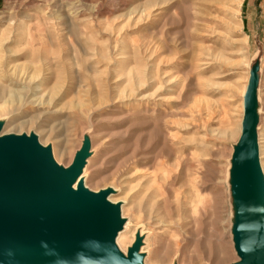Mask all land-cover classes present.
<instances>
[{"label":"rangeland","instance_id":"374dc122","mask_svg":"<svg viewBox=\"0 0 264 264\" xmlns=\"http://www.w3.org/2000/svg\"><path fill=\"white\" fill-rule=\"evenodd\" d=\"M19 4L40 20L17 62L26 83L0 87L7 135L59 141L63 169L90 151L83 186L139 223L165 187L147 264L241 262L233 188L248 104L264 200V0H0V19Z\"/></svg>","mask_w":264,"mask_h":264},{"label":"water","instance_id":"95a60500","mask_svg":"<svg viewBox=\"0 0 264 264\" xmlns=\"http://www.w3.org/2000/svg\"><path fill=\"white\" fill-rule=\"evenodd\" d=\"M252 106L245 107L233 194L241 217L235 264H264L263 180ZM87 151L63 169L33 137H0V264H140L133 246L123 257L113 244L118 209L71 182Z\"/></svg>","mask_w":264,"mask_h":264},{"label":"bare ground","instance_id":"6f19581e","mask_svg":"<svg viewBox=\"0 0 264 264\" xmlns=\"http://www.w3.org/2000/svg\"><path fill=\"white\" fill-rule=\"evenodd\" d=\"M20 8H21L20 4L18 6V9H15L11 6V8L8 11L6 19H0V22H5V24H6L5 29H0V87H3V88H4V84L9 82V81L15 82V83L21 82L22 84L26 83L27 74L22 69L21 65L18 64L17 62L21 58L29 57L31 52H33L35 38H34V34L32 32L31 25L29 22L31 20H34V19L36 20V22L40 20V18L38 16H32L30 13H21ZM23 10L26 11L25 8ZM67 10H69V9H67ZM23 23H24V25H23ZM21 26H22V28L24 27L25 40L21 39L19 36V31H20ZM11 45H13V46L16 45L19 47L22 46V47L20 49H15V48L11 47ZM25 45H26V47L29 48V50L28 49L26 50L24 48ZM11 113H12V111H11ZM13 118L14 117L11 118V117L7 116L4 119L0 120V137L6 136L8 134L7 131H9L11 129L10 125L15 121V120L13 121ZM26 123L27 122H23V121L18 122V123L16 122L15 124H13L12 128L13 127H22ZM34 134H35V136H31V137L35 138L36 142L41 147H43L44 145H47L48 150L50 149L49 153H51L50 155H51L53 161L55 162V164L57 166L63 168V166H64L63 161L68 156L64 153V151L57 144V142H59V141H57L56 143L51 142V140H50L51 137L49 135L45 136V134L43 132H35ZM91 156L92 155L90 154V151L87 152L85 159L83 160L79 174L71 182V189L72 190H76V188L78 186H82V187L87 189V187L83 186V184L85 185L86 176H87L88 171L90 169V165L92 164L91 163L92 162ZM154 180H155V176L152 177V181H154ZM157 187H159L158 192L152 191V192H149V194H147L148 201L151 200L153 202V209H152V211L150 210V212L147 214V218H146L145 223L137 222L133 216L134 214L129 215L125 211L123 206H121L119 208V212H118L119 227L114 234L113 244H114L115 248L117 249V251L123 257H126V258H127V253L129 252V250L133 246L136 247V250L138 248L139 254H136V253L135 254H136V256H140V255L142 256L141 257L142 259L140 260V264H147L146 263V256H147L146 253H147L148 243H149L148 242V235L149 234H148V230H146V227H147V229L151 228V226L157 227L159 225H162V223L166 224V221H168V219H164V217L161 216V213L159 211V209H161V201L156 199L157 197H160V196H162V198H164L163 195L165 194V190H164L165 187H163V186H157ZM113 200L114 199H111L108 196L105 197V201L112 204V205H114V203H115V202H113ZM263 206H264V204H263ZM148 226H149V228H148ZM169 226H170V224H169ZM171 233H173V232H171ZM64 264H69V262H66Z\"/></svg>","mask_w":264,"mask_h":264}]
</instances>
